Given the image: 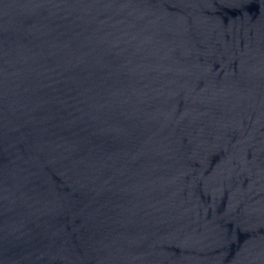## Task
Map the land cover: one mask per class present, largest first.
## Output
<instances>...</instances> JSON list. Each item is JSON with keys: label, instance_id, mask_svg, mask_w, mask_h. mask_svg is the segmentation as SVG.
<instances>
[{"label": "water", "instance_id": "1", "mask_svg": "<svg viewBox=\"0 0 264 264\" xmlns=\"http://www.w3.org/2000/svg\"><path fill=\"white\" fill-rule=\"evenodd\" d=\"M0 264H264V0H0Z\"/></svg>", "mask_w": 264, "mask_h": 264}]
</instances>
